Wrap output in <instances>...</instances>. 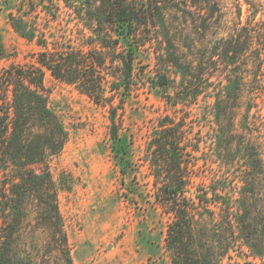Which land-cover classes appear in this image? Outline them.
<instances>
[{"label":"trees","instance_id":"obj_1","mask_svg":"<svg viewBox=\"0 0 264 264\" xmlns=\"http://www.w3.org/2000/svg\"><path fill=\"white\" fill-rule=\"evenodd\" d=\"M218 4L19 0L9 14L11 24L39 49L25 62L0 66V264H45L53 251L73 264L50 168L69 135L49 107L46 72L108 108L113 147L124 160L129 151L119 116L138 82L141 51H151L155 59L141 77L162 90L173 111L156 118L145 147L154 203L169 218L165 246L172 264H225L226 258L233 260L232 252L252 257L244 264H264V156L236 131L234 121L247 86L242 75L250 47H255L256 70L263 66L264 25L243 26L221 39L228 64L239 62L232 70L241 77L215 83L202 78L201 60L194 61L186 37L169 21L173 11L189 14L191 7L212 18ZM63 11L69 17L65 24ZM69 22L78 35L69 33ZM253 85L259 89V83ZM207 90L213 101L206 106L215 123L211 148L221 168L200 174L205 139L189 111ZM24 228L31 241H23ZM38 232L48 234L42 247L34 239Z\"/></svg>","mask_w":264,"mask_h":264},{"label":"rangeland","instance_id":"obj_2","mask_svg":"<svg viewBox=\"0 0 264 264\" xmlns=\"http://www.w3.org/2000/svg\"><path fill=\"white\" fill-rule=\"evenodd\" d=\"M18 2L0 0V66L25 62L39 49L35 42L21 37L11 24L9 14ZM61 17L62 24L68 22L65 11ZM169 21L186 37L194 61L201 60L202 78L226 83L241 75L232 70L239 62L228 64L230 59L224 55L221 39L237 34L243 26L264 25V0H219L212 18L191 7L189 14L173 11ZM68 26L69 33L78 35L74 22ZM254 49L250 47L244 57L247 71L242 76L247 86L237 101L239 107L235 109L234 121L236 131L245 133L264 156V60L261 70L257 71ZM153 56L151 51H141L138 82L119 116L123 142L129 151L124 160L116 156L113 147L108 108L97 105L50 72L45 74L49 107L60 117L69 135L62 151L51 158L50 168L58 187L73 264H172L165 246L169 218L154 203L153 176L145 160L146 141L154 121L160 115L173 113L162 90L141 77L150 73L155 61ZM253 83H259V89ZM209 94V90L201 94L189 111L205 139L200 174L221 168L211 148L215 123L206 106L213 101ZM250 105L253 107L248 110ZM22 232L23 241H31L28 229ZM37 234L35 242L42 247L48 234ZM232 254L233 260L226 258L225 264L252 260L244 253ZM45 264H68V261L53 251Z\"/></svg>","mask_w":264,"mask_h":264}]
</instances>
